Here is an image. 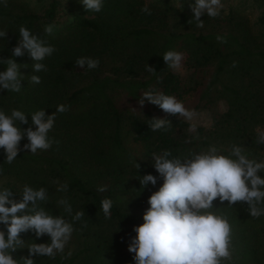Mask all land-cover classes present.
Instances as JSON below:
<instances>
[{"label": "trees", "instance_id": "obj_1", "mask_svg": "<svg viewBox=\"0 0 264 264\" xmlns=\"http://www.w3.org/2000/svg\"><path fill=\"white\" fill-rule=\"evenodd\" d=\"M193 3L104 0L103 9L95 13L87 12L81 0H7L6 7L0 2V31L7 32L0 37V60L11 58L21 26L56 49L40 61L47 71L38 73L27 51L12 57L22 65V88L0 91V110L24 112L28 124L19 126L27 129L35 111L51 115L58 105L70 106L57 113L48 133L58 144L32 154L23 150L25 137L11 164L0 149V190H11L19 200L25 184L43 187L49 199L41 206L50 214L71 221L60 199L71 204L72 215L84 212L74 222L79 249L68 258L32 256L34 264H134V254L128 252L136 235L133 227L144 222L147 201L163 184L158 178L155 186L140 185L144 175L159 176L154 153L187 156L216 146L230 155L231 146L238 145L249 159L264 162V144L258 143L264 134V0H221L220 15L201 17L202 28L192 19ZM145 6L151 15L141 11ZM253 10L251 21L247 16ZM49 24L55 25L51 35L44 32ZM169 50L182 53L183 69L198 73L200 81L187 84L168 68L163 55ZM81 57L99 59V66L82 69L75 64ZM147 65L155 72H148ZM6 67L0 62V72ZM34 74L40 84L31 82ZM202 86V107L212 116L209 128L189 124L178 114L166 115L147 101L143 108L138 104L143 93L155 90L185 105ZM120 93L135 101V110L117 104ZM218 101L224 102L219 113L212 108ZM154 117L169 119L171 127L153 132L149 120ZM258 175L264 178V171ZM65 184L67 190L58 191ZM98 187L107 190L99 192ZM104 198L113 201L107 219L101 210ZM213 203L231 227V258L222 264H264V215L251 217L241 202L232 207L218 199ZM21 239L24 248L13 253L17 260L29 257L31 243H50L47 235L37 238L32 231L22 233Z\"/></svg>", "mask_w": 264, "mask_h": 264}, {"label": "clouds", "instance_id": "obj_2", "mask_svg": "<svg viewBox=\"0 0 264 264\" xmlns=\"http://www.w3.org/2000/svg\"><path fill=\"white\" fill-rule=\"evenodd\" d=\"M0 2L7 6V0ZM81 3L87 12L99 13L104 6V0H81ZM222 7L221 0H194L190 5L192 19L197 22V27L202 28L204 22L201 17L207 15L216 18ZM141 11L151 15L147 6ZM54 28V24L46 25L44 32L51 35ZM0 37H7V32L0 31ZM217 40L226 43L223 37L218 36ZM25 51L35 62L33 72L38 73L47 71L40 61L50 57L56 49L21 26L11 58L0 60L7 65L0 72V91L20 92L22 65L12 57H22ZM182 59L183 54L174 50L163 55L167 67L175 71L181 69ZM99 63V59L81 57L75 64L82 69L87 65L92 70ZM147 71L155 72V69L147 65ZM31 82L40 84L41 78L31 75ZM145 101L158 106L166 115L178 114L188 120L196 115L176 97L159 91L143 93L138 100L140 108H143ZM69 107L58 105L51 115H46L45 110L35 111L31 114V126L27 129L19 126L28 124L24 112L13 109L9 115L0 110V149L4 150L7 163L11 164L18 157L22 151L20 142L25 137L28 143L23 150L32 154L37 150H48L54 142L58 144L59 141L49 138L48 133L54 127L57 113L66 112ZM149 127L153 132L167 131L171 121L154 117L149 120ZM258 143L264 144V134L259 136ZM152 159L159 176L144 175L140 179L141 188L149 184L155 186L158 178L163 180V184L150 195L147 201L149 207L142 216L144 222L133 227L136 235L130 239L128 252L134 254V264H222L223 260L230 259L231 227L227 216L221 214L213 202L218 199L222 205L227 201L229 207L241 202L247 205L251 217L264 215V178L258 175L264 171V162L249 159L238 145L231 146L230 155H224L220 148L210 146L207 150L187 156L172 157L170 151L154 153ZM136 167L139 169V164ZM66 190V184L58 189ZM106 190V187L97 189L99 192ZM48 199L47 189L43 187L35 189L25 184L19 200L14 198L11 190H0V225L4 226L0 229V264H34L30 258L32 256L54 259L57 253L64 252L75 231L74 222L80 221L84 212L77 211L72 215L71 204L66 199H60L58 204L72 219L69 221L63 216L52 215L41 206ZM112 207L110 198L101 200V210L106 219L110 218ZM29 231L37 238L47 235L50 243H31L27 247L29 257L17 260L13 253L24 248L25 241L21 239V234ZM67 255L70 256L71 252Z\"/></svg>", "mask_w": 264, "mask_h": 264}, {"label": "rangeland", "instance_id": "obj_3", "mask_svg": "<svg viewBox=\"0 0 264 264\" xmlns=\"http://www.w3.org/2000/svg\"><path fill=\"white\" fill-rule=\"evenodd\" d=\"M247 17L248 19L253 21V19H255L256 17L255 10L249 12ZM177 73L180 75V78L182 79V81L187 84L193 83L195 79L200 81L198 73L193 72L192 70L183 69L182 61H181V69L177 71ZM204 84L205 82L203 83V85ZM202 89H203V86L201 89L197 90V92L193 95L192 99L187 101L184 105L185 108H187L188 110L195 112L196 115L193 117V119L188 120L184 117H181V116L180 117L189 124H192L195 126H201L204 128H209L212 122V116L208 110L202 107V101L200 100V91ZM223 103L224 102L222 101H218L212 108L214 109L215 112L219 113L223 110V106H224ZM117 104L122 108L129 109L130 111L135 110L137 106L134 100H132L131 98H129L123 93H120L118 95ZM79 246H80V240L78 236L76 234H72L70 241L65 246L64 252L57 253V256L60 258L62 257L68 258L79 249ZM69 252H71L70 256L67 255Z\"/></svg>", "mask_w": 264, "mask_h": 264}]
</instances>
